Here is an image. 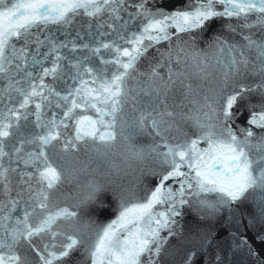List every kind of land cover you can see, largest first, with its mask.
<instances>
[{
	"label": "snow or ice",
	"instance_id": "snow-or-ice-1",
	"mask_svg": "<svg viewBox=\"0 0 264 264\" xmlns=\"http://www.w3.org/2000/svg\"><path fill=\"white\" fill-rule=\"evenodd\" d=\"M205 262L264 264V0H0V264Z\"/></svg>",
	"mask_w": 264,
	"mask_h": 264
},
{
	"label": "water",
	"instance_id": "water-1",
	"mask_svg": "<svg viewBox=\"0 0 264 264\" xmlns=\"http://www.w3.org/2000/svg\"><path fill=\"white\" fill-rule=\"evenodd\" d=\"M170 4L174 7V8H179V7H182L184 6V2L185 0H169ZM214 31L216 33H219L221 31L227 33V25L225 22L223 21H216L214 23ZM204 39H208V34H205L204 36ZM204 45L201 44V47H203ZM143 63V62H142ZM31 119V118H30ZM34 129H23L22 128V131H32ZM145 142H148L147 139ZM16 182V178L13 177L12 179V183L15 184ZM146 183L148 182V180L146 179L145 181ZM194 224H200L201 227H203L204 225L198 220V218L195 216L194 213H192L191 211L187 212L186 215L181 219V232L182 234H187L188 233V228L189 226L191 225H194ZM217 232L219 233V236L217 237V239L219 240V242L227 245V244H230L231 243V237L229 235V231H228V226L225 225L223 228H217L216 229ZM179 242V237L177 238H173L171 240V243L173 244H176ZM206 264V262H205Z\"/></svg>",
	"mask_w": 264,
	"mask_h": 264
},
{
	"label": "clouds",
	"instance_id": "clouds-1",
	"mask_svg": "<svg viewBox=\"0 0 264 264\" xmlns=\"http://www.w3.org/2000/svg\"><path fill=\"white\" fill-rule=\"evenodd\" d=\"M130 179H131V177L126 178V179H125V183H127L128 180H130ZM129 187L131 188V185H129ZM63 227H65V228H70V227H71V224H64Z\"/></svg>",
	"mask_w": 264,
	"mask_h": 264
}]
</instances>
